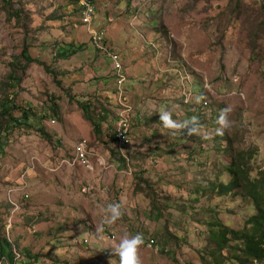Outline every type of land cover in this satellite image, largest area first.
Instances as JSON below:
<instances>
[{"label": "rangeland", "instance_id": "rangeland-1", "mask_svg": "<svg viewBox=\"0 0 264 264\" xmlns=\"http://www.w3.org/2000/svg\"><path fill=\"white\" fill-rule=\"evenodd\" d=\"M96 1L95 20L86 26L72 0H0V104L12 100L14 119L22 109L32 113L19 125L1 119L0 239L11 243L4 256L18 251V264H119L112 253L120 239L140 234L141 264H264L242 258L241 239L220 249L210 230L218 222L249 228L256 214L244 196L248 186L235 191L241 197L221 193L231 181L220 172L223 164L241 163L251 181L264 180V0ZM90 31L103 32V43L123 61L134 50L147 59L167 46L131 81L148 96L164 89L161 63L170 62L168 54L174 61L169 74L180 105L171 112L155 97L163 115L153 109L135 127L131 111L124 113L132 143L122 151L114 138L125 101L116 93L112 61ZM58 48H67L66 58ZM23 51L49 71L26 63ZM162 116L175 126L166 127ZM140 125L168 142L175 137L172 153L166 143L158 152L142 144ZM81 139L89 140L93 170L59 169ZM140 145L146 154L134 156ZM21 188L11 204L9 190ZM113 204L121 215L109 224Z\"/></svg>", "mask_w": 264, "mask_h": 264}, {"label": "trees", "instance_id": "trees-1", "mask_svg": "<svg viewBox=\"0 0 264 264\" xmlns=\"http://www.w3.org/2000/svg\"><path fill=\"white\" fill-rule=\"evenodd\" d=\"M3 3H8L10 0H2ZM75 2V0H72ZM98 50V49H97ZM99 51V50H98ZM22 56L26 63H38L41 65H45L44 63L38 62V60H33L31 57L26 55V52L23 51ZM75 54V51L73 52ZM72 54V55H73ZM59 57L66 58L68 55L67 48H58ZM45 69L48 70L45 65ZM49 71V70H48ZM12 100H6L1 102L0 104V127H1V119L6 118V123L15 122L16 124L27 123L30 116H32L31 111L22 109V115L20 118H12V114L10 109L13 108ZM80 108L83 110L84 117L90 123L93 124L95 131L100 132L99 126L96 124V121L91 117L89 113V108L85 105H80ZM42 129V128H40ZM83 141V140H81ZM80 142V141H78ZM77 142V143H78ZM114 142H116L114 138ZM232 165V163H231ZM229 167L226 166V173L231 177V181L227 184H223L220 191L222 194L230 195L231 193H236V195L241 197L237 192V189L241 188L243 190L244 186L248 188H244L246 192H244V196L251 199L255 209L256 214L253 215L247 222L249 228H245L242 230L231 229L227 226L222 225L220 222L213 224L210 226L211 236L214 242H216L217 246L222 249L227 246L231 242L232 239H241L243 242L242 247V258L245 260H257L262 261L264 259V180H253L247 176L248 174L245 172L243 165L241 163L236 164V166ZM219 166V165H218ZM220 169V166H219ZM222 174L224 171H220ZM217 177L222 174L217 173ZM242 180L245 183H242ZM224 183V182H223ZM241 190V191H242ZM215 227H219V230L214 229ZM5 242V243H3ZM0 252L1 256H4L6 252L7 246L11 247V243L7 238L3 240L0 239ZM10 257H6L9 261L15 263L14 254H9ZM12 255V256H11ZM10 258V259H9ZM238 258V257H237Z\"/></svg>", "mask_w": 264, "mask_h": 264}, {"label": "crops", "instance_id": "crops-1", "mask_svg": "<svg viewBox=\"0 0 264 264\" xmlns=\"http://www.w3.org/2000/svg\"><path fill=\"white\" fill-rule=\"evenodd\" d=\"M166 47L167 46H163V45H162V48L160 46H158V48H157L158 51H156L154 54H152L147 59H145L144 57L141 56L143 51H135L134 50V51H132V53H130L133 55V56H131V58H129L128 60L124 59V61L122 60L124 62L125 69L127 71V76L130 75V77H131L130 82H127L128 79H126V81H125V84H124V87H125L124 90L125 91L123 92V100L125 101L124 104L129 106L131 109V122L134 123V127H135V125H138L137 120L140 121L143 114H147V113L149 114V113H151V110H153V109H154V111L157 112V114L154 113L153 115L156 114V116H157L158 112L160 113L161 111L162 112L160 113V115H163V108H160V109L158 108L157 102L159 100L157 101L155 99V97L167 100V103L169 105L168 110H170L171 112L175 111V106L178 107L180 105L181 98H179V95H180L181 91L177 89V86L175 87L174 77L169 74L172 70L174 71V69H175L174 67H171V65H170V62L173 63L174 61H172V58L170 57L169 54H168V58H169L170 62H167L164 67H163V63L160 62L161 67L158 70V71H161V79L163 82L162 87H164V89H162L161 91L158 90L157 92H155L154 96H148L146 91H143L142 88L140 89L138 87V85H139L138 80H136V81H138L136 89H134V82H131V81L135 80V78L141 77V74L144 70V67L146 66V63H145L146 60L150 61V60H152V58H158L159 59V56L161 54V49H164ZM126 61H128V62H126ZM128 71H129V74H128ZM156 74H155V76H156ZM133 77H135V78H133ZM114 79H115V77H114ZM165 81H168L167 85L164 84ZM116 83H117V80H116ZM185 89H187V87ZM117 92H118V87L116 86V93ZM160 92H161V95H160ZM184 96L188 97V94L186 92H184ZM155 105H157L156 108H153V107H155ZM152 126H154V130L157 128L156 124H152ZM152 126L148 127L150 131H154L152 129L153 128ZM136 129L139 131V137L141 138V139L138 138V140L143 141L142 144H144V140H147L151 144L150 148L153 151L155 150L156 152H158L161 145L166 143L167 147H169V151H167V152L172 153L171 145H174L173 139L175 137L170 138V140L168 142L167 139H165L163 137L164 135L162 134L161 131L159 134H157L158 136L157 135L154 136L153 135L154 132H152L151 134H146V133L141 132V130L145 131V129L142 125H140V128H136ZM81 140H79V141H81ZM83 141L86 142L89 140L84 139ZM185 142L186 141L184 140L183 142L179 143V145H183V144H185ZM141 146L142 145L138 146V148L135 150L134 156H136L137 154L139 155L140 153L146 154L145 150H142ZM167 152H166V154H167ZM72 153H74V148H73ZM125 153L126 152L124 151L121 155H122V158L124 160H126V162L128 163L129 162L128 155H126ZM147 156H149V154H147ZM156 159L157 158H155L154 162L158 163V161H156ZM107 160H109V158H106V161ZM110 168L113 169L112 164L110 165ZM225 170H226V166H225V164H223L222 171L226 172Z\"/></svg>", "mask_w": 264, "mask_h": 264}, {"label": "built area", "instance_id": "built-area-1", "mask_svg": "<svg viewBox=\"0 0 264 264\" xmlns=\"http://www.w3.org/2000/svg\"><path fill=\"white\" fill-rule=\"evenodd\" d=\"M75 3L78 5L81 12V22L83 25L91 26L95 20L98 6L96 0H75ZM91 38L95 42L96 48L102 53L105 54L112 61V69L114 71L115 77L117 79L118 89L120 95H122V90L120 86L123 84L124 80H126V70L121 60V55L117 49H113L109 45L107 46L103 43V32L100 31H90ZM125 110L120 114V121L117 124L118 126L115 129V140L118 148L122 151L123 149L129 147L132 143V138L130 135V126H129V118L124 114L126 112L131 111L129 106L124 107ZM55 123V121H52ZM93 156L88 149V145L85 141H80L74 146V153L71 158L61 159L60 168L68 167V168H76V167H84L93 170V163L91 161V157ZM97 164L99 167H105L106 163L102 159H97ZM26 184V181H23V185ZM15 192H22L21 189H12L9 190L8 198L11 204L16 205L13 201L12 194ZM85 192V191H84ZM24 198L28 199L30 196L28 193H24ZM18 208V206H16ZM15 263L9 261L6 256L0 257V264H18V260L21 258V254L18 251H13Z\"/></svg>", "mask_w": 264, "mask_h": 264}, {"label": "clouds", "instance_id": "clouds-1", "mask_svg": "<svg viewBox=\"0 0 264 264\" xmlns=\"http://www.w3.org/2000/svg\"><path fill=\"white\" fill-rule=\"evenodd\" d=\"M121 60H123L122 57H121ZM123 65H124V62H123ZM114 77H115V74H114ZM126 79H127V73H126ZM117 87H118V84H117ZM118 92H119V89H118ZM120 97L121 99H123V93L122 95H120ZM161 119L164 121L166 127L172 128L175 126L174 122L170 119V117L162 116ZM108 212H109V216L106 222L110 224L120 217L121 215L120 206L116 204L109 205ZM142 243H143V238L140 234H136L135 236H131V237L126 235L120 239L119 244L115 247L112 254L119 257V264H141L139 256H138V249Z\"/></svg>", "mask_w": 264, "mask_h": 264}]
</instances>
